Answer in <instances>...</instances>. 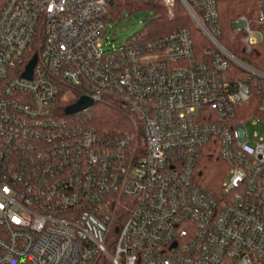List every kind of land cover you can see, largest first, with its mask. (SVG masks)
Instances as JSON below:
<instances>
[{"label": "built area", "instance_id": "2783aa9c", "mask_svg": "<svg viewBox=\"0 0 264 264\" xmlns=\"http://www.w3.org/2000/svg\"><path fill=\"white\" fill-rule=\"evenodd\" d=\"M160 1L171 18L186 9L207 56L189 29L117 44L112 0L8 1L0 264H264V137L248 129L264 126V69L219 43L216 0ZM233 29L264 65V0ZM67 91L115 104L130 130L62 117ZM211 140L229 164L219 195L196 180Z\"/></svg>", "mask_w": 264, "mask_h": 264}, {"label": "trees", "instance_id": "16d2710c", "mask_svg": "<svg viewBox=\"0 0 264 264\" xmlns=\"http://www.w3.org/2000/svg\"><path fill=\"white\" fill-rule=\"evenodd\" d=\"M9 0H0V15ZM218 8L219 43L235 58L255 69H264L257 51L248 54L242 44V34L233 29V24L242 16L253 20L258 16L261 0H216ZM111 14L114 21H119L123 15L134 16L147 14L145 28L141 32L146 40H154L170 35L180 29H189L195 51L198 55L209 54L210 42L193 24L186 9L178 2L176 14L171 18L160 0H112ZM80 100L74 91H67L65 99L60 102L58 111L64 117L65 109ZM249 106H252L249 104ZM255 107V106H253ZM254 115V113H252ZM251 114V115H252ZM248 115V116H251ZM86 128L101 133H119L130 130L126 114L115 104L98 103L87 112L67 118ZM219 143L211 140L200 152L196 180L206 186L216 195L222 193L223 183L227 179L229 164L220 155Z\"/></svg>", "mask_w": 264, "mask_h": 264}, {"label": "rangeland", "instance_id": "374dc122", "mask_svg": "<svg viewBox=\"0 0 264 264\" xmlns=\"http://www.w3.org/2000/svg\"><path fill=\"white\" fill-rule=\"evenodd\" d=\"M146 18L147 14L123 15L119 21L112 25L109 36L115 39L117 44L124 45L135 35L143 32ZM248 129L252 136L257 134L260 137H264V126L250 125Z\"/></svg>", "mask_w": 264, "mask_h": 264}, {"label": "water", "instance_id": "95a60500", "mask_svg": "<svg viewBox=\"0 0 264 264\" xmlns=\"http://www.w3.org/2000/svg\"><path fill=\"white\" fill-rule=\"evenodd\" d=\"M35 65H36V59H34L28 66L27 73L25 74L26 78H31ZM95 105L96 103L93 100L84 97V98H81L74 105L67 107L65 109V115L73 116L79 113L87 112L88 110L92 109Z\"/></svg>", "mask_w": 264, "mask_h": 264}]
</instances>
